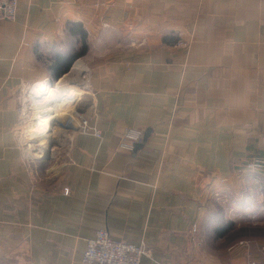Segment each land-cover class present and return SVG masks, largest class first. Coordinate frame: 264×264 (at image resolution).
I'll return each instance as SVG.
<instances>
[{
	"label": "crops",
	"instance_id": "1",
	"mask_svg": "<svg viewBox=\"0 0 264 264\" xmlns=\"http://www.w3.org/2000/svg\"><path fill=\"white\" fill-rule=\"evenodd\" d=\"M67 22L87 34L83 115L102 137L73 128L49 160L32 158L23 93L53 82ZM251 158L264 159V0H18L0 22V264H81L99 230L145 246L141 264H264ZM240 196L260 204L247 225L262 232L215 238L218 208L234 223L250 211Z\"/></svg>",
	"mask_w": 264,
	"mask_h": 264
},
{
	"label": "built area",
	"instance_id": "2",
	"mask_svg": "<svg viewBox=\"0 0 264 264\" xmlns=\"http://www.w3.org/2000/svg\"><path fill=\"white\" fill-rule=\"evenodd\" d=\"M18 0H0V22L14 21L17 15ZM177 45H181V40H177ZM182 45H185L184 43ZM20 116L24 115L23 109L20 108ZM78 120L77 131L81 134L91 135L97 139L102 137L101 132L91 124L89 118H85L81 113L75 112ZM64 124V122H61ZM74 130L73 128H68ZM143 135L140 131L127 130L125 140L132 142L131 144H140ZM132 150L133 147L127 148ZM41 155H39L40 157ZM245 170H262L264 169V160L260 159L250 162L243 167ZM68 194V189H64V195ZM191 232L196 234L197 226H194ZM239 244H248L245 240H240ZM264 253V248H261ZM149 256V250L143 246H135L123 242H117L110 238L107 230H99L94 238L86 241V249L81 257V264H141L144 257ZM254 264V262H250Z\"/></svg>",
	"mask_w": 264,
	"mask_h": 264
},
{
	"label": "rangeland",
	"instance_id": "3",
	"mask_svg": "<svg viewBox=\"0 0 264 264\" xmlns=\"http://www.w3.org/2000/svg\"><path fill=\"white\" fill-rule=\"evenodd\" d=\"M178 39L180 40V38H178ZM80 59L82 60L83 57L80 58ZM81 60L78 59V61H81ZM69 71H68V73H69ZM80 79H82V80H80ZM86 81H87V84H86L87 87L85 88ZM56 82L57 81H53V82H50V83L46 82V85L49 87V84H50V87L53 89V87L55 88L57 86ZM69 85H70V87H73L75 89L83 91V95L81 96L80 100L77 101L76 104H75V112L76 113H81V115L84 116L83 115L84 110H86V108L89 107V105H90V103H89V100H90L89 98L90 97H88V96L91 94L90 91L92 90L91 84H90L89 74L86 72L84 75H82V78L80 76L78 78V80L74 79L73 81H69V84H67L66 86H69ZM34 88H35L34 86H31V87H28V88L25 89V91L23 93L25 97L23 98V101H22L21 107H20L21 109H23V112H24V115L20 116V126L23 129H25V138H26L25 148L28 149V151L30 153V156L32 158L39 157V155H36V154L39 153L40 146H42V144L45 143L46 140H48L49 143L51 141H53V142H55V146H53L52 149H51L52 151L50 153V157H52V156H54V152H55L53 150H58L57 149L58 145L56 146V143L57 144L58 143L61 144L65 133L67 132V130H69V129H67V127L68 128L77 127L78 126V120H77L76 117H74L75 118L74 119V123L75 124L70 122L71 120H68L67 124H65V123L63 124V123L58 122V118H56V119L54 118L51 121H48V124H46L47 128H45V129L37 128L36 127V125H37L36 123H38L40 120H44V118H45L44 116H46L47 113H45V111H40V113H37L38 111H36V108L34 106V101L41 100L45 96L42 95L41 99L35 98L31 94V91ZM59 103L53 109L54 112H56L58 107L61 105V103H60V105H59ZM76 121H77V125H76ZM43 130H46L47 132H44ZM39 139H41V140H39ZM43 156L44 155H41L40 158L43 157ZM257 160H260V159L259 158H251V160L247 161L244 164V166H246L250 162H255ZM242 170H244V169L242 168ZM244 172L246 174H248V172H249V174H252V173H256L258 171L255 170V169L251 170V171L245 169ZM250 193H251V191H250ZM240 197H239V199H237L239 201L238 203H240V205H238V206L241 208V207L247 205L248 208L250 209V211L248 213H245V214L240 213L241 211L235 213L236 216H239V218L237 219V222L235 223V224H239L238 226L236 225L238 228H242V226L243 225H247L248 222L250 224V221H256V219L259 218V214L260 215L262 214V212L260 211V204L258 203V201L256 199H254V202L251 201L250 203H248V202L245 203L246 197H244V198L243 197L240 198ZM238 203H236V204H238ZM238 210H241V209H238ZM252 217H254V219H251ZM260 217H261V219H259V220L263 221L264 220V214H262ZM255 237L251 236V238H249V239H252V238H255Z\"/></svg>",
	"mask_w": 264,
	"mask_h": 264
},
{
	"label": "bare ground",
	"instance_id": "4",
	"mask_svg": "<svg viewBox=\"0 0 264 264\" xmlns=\"http://www.w3.org/2000/svg\"><path fill=\"white\" fill-rule=\"evenodd\" d=\"M84 73H85V68L82 65V63L76 62L70 74H68L64 78L62 77L56 82L57 86L55 88L53 87L52 89L48 87L45 83H41L35 86L34 89H32L31 94L35 98L41 99L42 95L45 96L41 100L34 101V106L36 108V111H38L37 113H40V111H45V113H47V115L44 116L45 117L44 120H40L38 123H36L37 128L40 129L47 128L46 124H48V121H51L54 118L55 119L58 118V122L60 123L64 122L65 124H67L68 120H71L70 122L75 124L74 123V119H75L74 117L76 115L75 104L77 101L80 100L81 96L83 95V91L70 87V85L69 86L66 85L69 84V81H73L74 79L78 80L80 76L82 78V75H84ZM86 84L87 82L85 83V88L87 87ZM59 102L61 103V105ZM58 103L60 106L58 107L56 112H54L53 109L58 105ZM43 131L47 132L46 130ZM47 144H49L48 140H46L44 145L40 146L39 151L43 155H45L49 150Z\"/></svg>",
	"mask_w": 264,
	"mask_h": 264
},
{
	"label": "trees",
	"instance_id": "5",
	"mask_svg": "<svg viewBox=\"0 0 264 264\" xmlns=\"http://www.w3.org/2000/svg\"><path fill=\"white\" fill-rule=\"evenodd\" d=\"M65 32L69 40H71V46L65 55L61 52L54 54V65L52 67L55 78L53 81H58L63 75L67 74L73 63L84 57L88 51L87 34L80 23L67 22ZM164 41L166 42V38ZM77 43L80 44V49L75 51L74 45ZM210 221L216 223V227L213 229L214 237H224L226 241L231 243H236L245 238L249 239L251 236L255 237L258 233L262 232L260 227L252 225L238 228L234 222L225 219L223 210L219 208L213 213Z\"/></svg>",
	"mask_w": 264,
	"mask_h": 264
},
{
	"label": "water",
	"instance_id": "6",
	"mask_svg": "<svg viewBox=\"0 0 264 264\" xmlns=\"http://www.w3.org/2000/svg\"><path fill=\"white\" fill-rule=\"evenodd\" d=\"M49 87H50V84H49ZM53 146H55V142L51 141L48 144V147H49L48 152L43 157H41V159H43V160H49L50 159V153H51V149H52Z\"/></svg>",
	"mask_w": 264,
	"mask_h": 264
}]
</instances>
